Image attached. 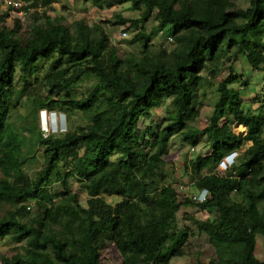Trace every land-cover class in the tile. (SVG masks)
<instances>
[{
	"label": "trees",
	"instance_id": "obj_1",
	"mask_svg": "<svg viewBox=\"0 0 264 264\" xmlns=\"http://www.w3.org/2000/svg\"><path fill=\"white\" fill-rule=\"evenodd\" d=\"M15 1L0 0V209L7 207L0 210V240L19 247L2 264H102L108 244L116 246L123 264H171L195 235L178 218L190 205L214 211V218L192 219L214 247L207 264H264L256 255L257 236L264 239V96L258 111H248L235 86L242 55L264 72V0H249L246 7L234 0H115L130 3L141 16L116 13L99 26L50 15L59 0H18L19 7ZM84 1L103 9L108 0ZM15 10L34 14L26 38L21 21L8 26ZM151 18L157 26L147 32ZM105 24L135 28L131 41L141 50L122 57ZM165 27L171 29V49L153 42ZM44 61L47 94L40 95L39 108L80 111L87 124L44 136L39 128L31 133L23 114L18 124L14 120L32 87L31 75L38 82ZM224 68L212 114L199 129L193 123L201 116V87ZM86 77L96 80L88 94L72 95ZM166 100L165 118L155 124V110ZM200 135L209 151L186 160L185 172L209 198L178 200L165 169L171 141L179 136L195 147ZM28 139L29 152L37 147L44 160L33 176L26 170ZM234 151L237 160L221 171ZM72 179L86 190V205L70 188ZM57 181L60 191L53 190ZM104 194L120 200L112 204Z\"/></svg>",
	"mask_w": 264,
	"mask_h": 264
},
{
	"label": "rangeland",
	"instance_id": "obj_2",
	"mask_svg": "<svg viewBox=\"0 0 264 264\" xmlns=\"http://www.w3.org/2000/svg\"><path fill=\"white\" fill-rule=\"evenodd\" d=\"M234 1L242 7H246L249 4V0ZM9 2L10 1H7L6 3ZM15 2H17L16 5L18 7L21 5V3H18V0ZM4 7H6V5H4ZM116 13H121L124 17L128 18H138L141 16V11L133 9L130 3L120 5L115 0H108L103 9L94 6L92 2H85L84 0H59L57 3L53 4V9L49 11V14L52 16L61 14L65 15L66 23H71L76 19L85 18L91 26H99L102 24L103 20H113ZM33 17V12L27 14L24 11L19 12L15 10L12 12V16L8 19V26L12 27L16 20L21 21L22 29L20 30V33H22V36L26 38L29 35ZM156 26L157 21L151 18L145 24V29L147 32H151L156 28ZM105 29L110 34L113 43L119 48V53L122 57L127 55L129 52H138L141 50V44L138 41H131L137 31L135 28H128L127 25L109 26V24H105ZM123 31H127L129 37H121L120 35ZM170 32V27L158 30L153 36L155 46L157 47L163 44L166 45L168 49H171L173 40H168ZM48 68L49 62L44 61L39 64L38 72L36 74L38 82H34V76L31 75L33 84L31 89L28 91L29 94L20 99L18 110L13 114V118L17 121V124L19 114H23V124L30 128L31 131H33L31 133L34 135V129L36 130L37 128L43 131V134L48 132L58 133L74 129L79 124L85 125L89 122L88 117L80 111H76L68 115L60 110L50 111L39 108L38 99L41 97L40 95L47 94V90L45 87H42L41 83H43V76ZM237 71L241 76V80H239L235 86L240 88L242 91L246 110L258 111L261 108V101L264 96V72L253 70L248 64L246 57L243 55L238 59ZM227 73V69L225 70L224 68L220 72L218 78L208 79L203 83L198 98V101L202 106L201 116L193 123V126L199 129H202L205 126L208 117L212 114L215 101L218 98L216 90L217 83ZM204 75H207V73L204 72ZM17 78L18 83H16L18 87L22 86L23 82L19 79V75ZM95 82L96 80L93 77L84 78L71 89L72 95L76 97L86 96L90 87ZM35 87H38V89H34ZM169 102V100H166L162 107L155 110L153 115L155 124H162ZM45 110H47V113H45ZM45 115L48 116L47 121L45 119ZM143 121L149 122V120ZM46 129L48 130L47 132L45 131ZM238 130H242V127H238ZM28 133L32 135L30 132H25L27 136H29ZM26 144L28 155L30 156V158L27 159L26 170L29 172L30 176H33V172L43 166L44 160L41 150L37 149V147H34V150H36L34 154L29 152V147L31 146L29 139L26 141ZM246 147L247 145L245 144L243 149ZM208 151L209 147L206 136L200 135L199 143L195 147L181 141L179 136L172 139L165 161V169L170 173L169 182L174 185L176 189L175 196L178 200H183L185 197L191 196L193 192L196 193L198 191L191 180V177L185 172V161L194 159L198 154L205 155ZM237 158L238 154L234 158V161H236ZM230 160L231 159L229 158L224 159V161ZM63 188L64 187L60 181L54 183L53 190L55 189L56 191H60ZM70 188L80 195L82 202L86 205L87 192L83 189V187H81L80 183L75 179H72L70 181ZM235 196L240 199L239 195ZM103 197L112 204L120 200L118 195L104 194ZM30 203H32V201H30ZM6 209L7 207H1V213H4ZM178 218L180 225H189L195 231V235L191 238L189 245L185 249V254L181 257L174 258L171 264H198L199 262L204 264L209 263L210 259L215 255L214 247L205 234H199L196 231L192 219L206 220L214 218V211H206L195 205L183 206L178 212ZM16 247H19V245L13 244L8 238L0 240V264L3 263L2 258L4 255H12L16 252ZM256 255L260 260H264V239L261 235L257 236ZM101 259L102 264H123L122 256L114 244H108L104 248Z\"/></svg>",
	"mask_w": 264,
	"mask_h": 264
},
{
	"label": "built area",
	"instance_id": "obj_3",
	"mask_svg": "<svg viewBox=\"0 0 264 264\" xmlns=\"http://www.w3.org/2000/svg\"><path fill=\"white\" fill-rule=\"evenodd\" d=\"M121 37L127 38L129 37V34L127 31H123L120 35ZM169 40H171V38H169ZM46 132L48 131L47 129L45 130ZM50 132L48 133H44V136H47ZM238 154V152H233L232 155H230L229 159H231L230 161H223L221 163V168H223V170H228L229 168H231V166L234 163V158L236 157V155ZM210 192L208 190H201L199 192L196 193H192V195L190 196L194 201L196 202H204L209 198Z\"/></svg>",
	"mask_w": 264,
	"mask_h": 264
},
{
	"label": "clouds",
	"instance_id": "obj_4",
	"mask_svg": "<svg viewBox=\"0 0 264 264\" xmlns=\"http://www.w3.org/2000/svg\"><path fill=\"white\" fill-rule=\"evenodd\" d=\"M45 113H47V110H45ZM45 113H44V114H45ZM45 117H46L45 119H46V121H47V119H48V116H47V115H45ZM234 152H238V151H234ZM232 153H233V152H232ZM232 153H231V154H229L228 156H226V157H225V159H226L227 157H229L230 155H232ZM238 155H239V152H238ZM223 161H224V160H223ZM223 161H222V162H223ZM222 162H221V163H222ZM234 162H235V161H234ZM220 165H221V164H220ZM220 169H221V166H220ZM221 170H223V169H221ZM223 171H226V170H223ZM203 190H204V189H203ZM199 191H201V190H198L197 192H199Z\"/></svg>",
	"mask_w": 264,
	"mask_h": 264
}]
</instances>
